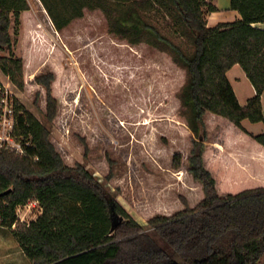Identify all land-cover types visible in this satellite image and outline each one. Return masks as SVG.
Instances as JSON below:
<instances>
[{
	"label": "trees",
	"instance_id": "16d2710c",
	"mask_svg": "<svg viewBox=\"0 0 264 264\" xmlns=\"http://www.w3.org/2000/svg\"><path fill=\"white\" fill-rule=\"evenodd\" d=\"M41 2L58 31L86 10H101L111 34L166 54L182 72L176 100L192 136V185L174 212L152 216L145 229L86 165L65 163L48 125L17 100L15 135L31 139L33 146L25 155L0 150V225L33 264H181L179 259L182 264H259L264 258V131L251 132L244 122L264 121V0H231L241 18L213 27L207 16L218 8L208 0ZM13 21L24 25L23 56L0 55V69L24 91L33 86L31 74L42 62L54 67L34 81L45 88V119L53 123L60 82L68 74L61 64L64 54L52 48L28 0H0V51L13 47ZM235 65L255 88L244 105L228 76ZM208 114L238 128L225 132L222 149L207 145ZM172 156L173 168L180 169L182 154ZM112 177L111 170L105 178ZM32 201L42 213L21 223L17 209ZM114 216L123 221L112 231Z\"/></svg>",
	"mask_w": 264,
	"mask_h": 264
},
{
	"label": "rangeland",
	"instance_id": "374dc122",
	"mask_svg": "<svg viewBox=\"0 0 264 264\" xmlns=\"http://www.w3.org/2000/svg\"><path fill=\"white\" fill-rule=\"evenodd\" d=\"M28 1L52 48L57 47L64 54L61 64L68 74L60 82L63 92L53 123L45 119V88L34 82L36 75L53 71L49 62H42L31 74L33 86L21 91L12 84L18 101L48 125L51 139L66 164L86 165L117 195L127 212L148 229V220L160 212H174L179 196L185 195L192 185L188 173L192 136L186 131L176 100V91L183 83L182 72L168 61L166 54L149 49L146 44L133 47L111 34L101 10H86L82 18L58 31L41 0ZM11 33L13 47L4 48L0 55L23 56L24 25L13 21ZM235 74V70L230 73L231 81L240 103L246 104L245 89L251 87L250 81L243 76L235 79ZM0 81H8L1 69ZM262 103L264 110V94ZM207 123V145L222 149V126ZM244 124L255 132L264 131V121ZM176 152L182 154L180 169L172 166V153ZM111 170L113 177L107 181L105 177ZM166 200L168 203L162 205ZM41 213L37 201L17 209L21 223H30ZM179 262L183 263L180 259ZM0 264H33L10 230L2 225Z\"/></svg>",
	"mask_w": 264,
	"mask_h": 264
},
{
	"label": "built area",
	"instance_id": "2783aa9c",
	"mask_svg": "<svg viewBox=\"0 0 264 264\" xmlns=\"http://www.w3.org/2000/svg\"><path fill=\"white\" fill-rule=\"evenodd\" d=\"M12 81H0V150H8L19 155L26 154V147L33 146L31 139L18 138L15 129L18 124L16 113L17 95L12 89Z\"/></svg>",
	"mask_w": 264,
	"mask_h": 264
},
{
	"label": "crops",
	"instance_id": "0c3cea01",
	"mask_svg": "<svg viewBox=\"0 0 264 264\" xmlns=\"http://www.w3.org/2000/svg\"><path fill=\"white\" fill-rule=\"evenodd\" d=\"M210 1L211 3H213L215 6H217L218 10L217 11H214V12H211L208 14L207 16V19H208V25L213 27V26H216L220 23H232V22H235L237 21L238 19L241 18V15L240 13L237 11V10H233L231 9V0H208ZM261 26L264 27V24H262ZM131 45V44H130ZM133 47H137L138 45H131ZM149 49H152V50H155L159 53H162L156 49H153L149 46ZM164 54V53H162ZM235 70L236 74H235V79L236 78H239L238 76H243L244 78H246V80L250 81L249 78L247 77V74L246 72L244 71V69L240 66V65H235L229 72H228V76H229V79L231 80L230 78V73L233 72ZM234 89H235V92L237 94V97L239 99L240 102H242L239 98V94L233 84V82L231 81ZM248 84V83H247ZM250 84H251V87H248L249 85L246 86L247 89L246 90V93H245V98L248 100L251 96H253L255 94V88L254 86L252 85L251 81H250ZM244 105V104H242ZM212 122V123H217V124H220L224 130V134L227 130H232L234 132L238 131V128L235 127L230 121H228L227 119L223 118V117H220V116H217V115H214V114H208L207 115V122ZM246 126V125H245ZM247 127V126H246ZM248 130H250L251 132H254V133H258V132H255L254 129H249L247 128ZM223 134V136H224ZM222 140H223V137H222ZM222 146V144H221ZM219 150V149H217ZM259 264H264V258L263 260L259 263Z\"/></svg>",
	"mask_w": 264,
	"mask_h": 264
},
{
	"label": "water",
	"instance_id": "95a60500",
	"mask_svg": "<svg viewBox=\"0 0 264 264\" xmlns=\"http://www.w3.org/2000/svg\"><path fill=\"white\" fill-rule=\"evenodd\" d=\"M9 192L6 191L5 193ZM123 221L122 217H119V218H116L115 216L113 217V225H112V231H114L118 226L119 224Z\"/></svg>",
	"mask_w": 264,
	"mask_h": 264
}]
</instances>
